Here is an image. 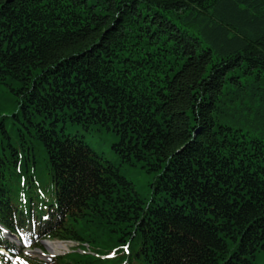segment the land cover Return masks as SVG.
<instances>
[{"label":"trees","instance_id":"16d2710c","mask_svg":"<svg viewBox=\"0 0 264 264\" xmlns=\"http://www.w3.org/2000/svg\"><path fill=\"white\" fill-rule=\"evenodd\" d=\"M0 223L91 252L5 264H257L264 0H0Z\"/></svg>","mask_w":264,"mask_h":264},{"label":"rangeland","instance_id":"374dc122","mask_svg":"<svg viewBox=\"0 0 264 264\" xmlns=\"http://www.w3.org/2000/svg\"><path fill=\"white\" fill-rule=\"evenodd\" d=\"M78 131L79 133L82 132V130H78L75 128H71L69 130L70 133H73L74 131ZM106 139L99 137L98 138H89V142L96 147V150L98 153L102 154L106 159H108L109 161L113 162V164L118 165V167L120 168L121 174L127 178V180H129L130 182H132L134 184L135 190L138 192V194L142 197V198H149L150 196V190H151V183L153 182V175L150 173H147L144 169V167L141 166V164L139 162H133V163H120L119 158H117V156H115V154L113 152L110 151L109 149V142L105 141ZM47 242H58V241H47ZM44 242H40V244L42 245ZM63 243V242H62ZM65 248H57L55 251L46 248L44 245H42V250L46 253V254H63L65 252H67V250H70L69 247H71L73 245V243L71 242H66L65 244ZM35 251V249H32V255L33 252ZM29 251H27L28 253ZM34 257V256H32ZM255 262L257 264H264V253L263 251H259L256 253L255 256Z\"/></svg>","mask_w":264,"mask_h":264},{"label":"bare ground","instance_id":"6f19581e","mask_svg":"<svg viewBox=\"0 0 264 264\" xmlns=\"http://www.w3.org/2000/svg\"><path fill=\"white\" fill-rule=\"evenodd\" d=\"M43 244L46 248L51 249L53 251H55L57 248H64L65 247L64 244H62L61 242H54V243L44 242ZM33 253L42 256L41 253L38 251H34ZM43 257H45V256H43Z\"/></svg>","mask_w":264,"mask_h":264}]
</instances>
